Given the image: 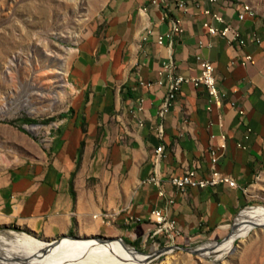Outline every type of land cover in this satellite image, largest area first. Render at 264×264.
I'll list each match as a JSON object with an SVG mask.
<instances>
[{"label":"crops","instance_id":"crops-1","mask_svg":"<svg viewBox=\"0 0 264 264\" xmlns=\"http://www.w3.org/2000/svg\"><path fill=\"white\" fill-rule=\"evenodd\" d=\"M179 1L188 4L187 13L178 9ZM204 9L238 27L248 46L210 36L203 27ZM240 12L220 1L165 0L157 6L149 0H114L103 12L105 27L95 35V48L82 60L84 126L77 122L64 134L63 152L38 175L23 166L0 172V224L48 242L65 236L122 238L142 250L147 243H171L156 234L150 218L165 209L180 231L172 243L222 240L250 202L247 191L264 168V27L252 12L240 22ZM172 18L182 19L184 33L160 45L158 37L170 31ZM246 55L252 60L244 65ZM198 56L214 64L220 100L205 88L183 85L160 119L169 87V74L160 75L164 66L174 61L175 75L195 77ZM213 150L220 156L219 171L237 187L178 192L171 179L187 169L198 166L202 178L210 176ZM152 177L159 185L148 183ZM170 198L175 203L168 207Z\"/></svg>","mask_w":264,"mask_h":264},{"label":"rangeland","instance_id":"rangeland-1","mask_svg":"<svg viewBox=\"0 0 264 264\" xmlns=\"http://www.w3.org/2000/svg\"><path fill=\"white\" fill-rule=\"evenodd\" d=\"M220 2L245 6L246 12H252L264 27V0ZM112 3L114 0H0V172H13L23 166L31 175H38L40 167L50 166L63 152L64 134H71L77 122L84 126L88 110L80 77L82 60L88 50L95 48V35L102 33L105 27V24L100 25L103 12ZM48 56L65 60L68 93L61 94L54 85L52 96L45 97L34 87L35 68ZM53 92L57 95L53 96ZM61 114L68 117L49 121ZM32 125L38 127L32 128L31 133L23 131L24 126ZM247 195L250 202L242 210L243 215L252 208L264 209V168L250 185ZM10 232L46 241L31 232L0 224V237L11 239L14 234L8 235ZM214 242L203 240L180 246L206 248ZM173 245L177 244L147 243L142 250H136L149 254ZM4 247L8 248H0ZM220 254L196 256L176 250L152 264H264V227L252 228L247 237L234 242L230 252ZM168 259L170 262L166 263ZM67 263L86 264L85 260L78 259L64 264ZM88 264L108 263L95 260Z\"/></svg>","mask_w":264,"mask_h":264},{"label":"built area","instance_id":"built-area-1","mask_svg":"<svg viewBox=\"0 0 264 264\" xmlns=\"http://www.w3.org/2000/svg\"><path fill=\"white\" fill-rule=\"evenodd\" d=\"M211 4L215 5L220 0H209ZM151 4V0H149ZM165 0H159V4L157 6H161L164 4ZM200 8V4L196 5ZM177 7L182 12L187 13L189 10V6L184 1H179ZM202 14L206 16V21L203 24L204 29L208 32V34L212 37H220L225 39L228 44H238L241 48H246L248 46V39L245 38L238 27L230 25L225 17L215 12L211 9L202 10ZM248 16H253L251 13L246 12V7H241V12L238 15V20L240 22L246 21ZM184 33L183 21L180 18H172L171 20V29L166 34L160 35L158 37V42L160 45H163L165 42H170L171 44L174 42L175 38L182 35ZM257 42L260 44V38L257 39ZM199 47L203 48L204 43L200 42ZM197 61L200 66V74L195 77H185L182 75H175L176 64L174 61H170L168 64L164 66V69L160 73V75H164L165 73L169 74V87L168 93L165 97L164 103L162 104L159 110V118L165 119L168 114L171 106L174 101L177 99V96L181 92V88L183 85H191L194 88H205L210 97H212L216 102H218L221 98V91L218 85V80L216 76V68L214 64L201 56H198ZM252 60L250 55L245 56L244 65ZM240 115H244L243 111H240ZM251 133V130H249ZM164 134V126L162 123L158 125V135L162 137ZM249 139V136L247 137ZM242 148H246L244 146H240ZM164 152V146L161 145L156 153L159 157ZM219 162L220 156L217 150H213L211 154V173L208 178H202L199 175L198 166L194 168H189L185 171L182 176H174L171 179V184L176 188V190L180 193H186L190 189H207L217 187L222 184H227L231 188H236V181L228 175L223 174L219 171ZM148 183L158 184L159 180L156 177H152L148 180ZM161 197H165V191L161 189L159 192ZM175 203L173 198L168 200V207L172 206ZM151 221L156 225V234H165L174 242L175 239L180 235V231L175 220H171L165 209H158L151 213ZM174 244V243H173Z\"/></svg>","mask_w":264,"mask_h":264},{"label":"bare ground","instance_id":"bare-ground-1","mask_svg":"<svg viewBox=\"0 0 264 264\" xmlns=\"http://www.w3.org/2000/svg\"><path fill=\"white\" fill-rule=\"evenodd\" d=\"M151 4L158 5L159 0H151ZM64 67L65 60L50 59L48 56L46 60L42 61L35 68L32 80L37 92L45 97L52 96L51 90L56 85L61 94L68 93V82L64 78ZM54 95L57 94L53 92ZM240 222L238 233L234 237L220 246L209 245L204 248V255L208 256L214 253L223 255L230 252L236 239L247 237L253 228V223L264 225V209L252 208L242 215ZM51 243L27 234L16 233L11 239L2 236L0 237V245L8 248H3L0 263L25 264L23 260L32 257L27 264H64L70 259L85 260L86 264L95 260L108 264H144L147 258V256L138 254L133 248L125 246L121 240L117 239L110 243H101L96 239H70L66 237L61 239L54 247L49 248ZM169 262L168 259L166 263Z\"/></svg>","mask_w":264,"mask_h":264},{"label":"water","instance_id":"water-1","mask_svg":"<svg viewBox=\"0 0 264 264\" xmlns=\"http://www.w3.org/2000/svg\"><path fill=\"white\" fill-rule=\"evenodd\" d=\"M34 127H38V125L24 126L23 128H24V130H26V131H28V132L31 133L32 132V128H34ZM243 212L244 211H242L239 214V216L235 219V221L233 222V224L229 227V229H228V231L226 233V236L222 240H220V241H215L214 242V245L220 246L223 243H226L227 241H229L232 237H234L238 233L239 227L241 225L240 218L242 217ZM256 227H264V226H262L261 224L253 223V228H256ZM7 234L8 235H13V233H7ZM67 238H70V239H80L78 237H71V236H68ZM60 240L61 239L53 241L50 244L49 248L54 247L55 245H57L60 242ZM96 240H98L101 243H110L112 241H115V239H112V238H104V237L103 238H97ZM120 240L124 243L125 246L130 247V248H133V250L135 252H137L138 254L147 256L144 264H152L155 260H159L162 257H164L166 254L171 253V252H174L176 250H181L183 252H186V253H189V254H192V255H196V256H205L204 255L205 254L204 247H198V248L197 247H182L180 245L166 246V247H163L162 249L157 250L155 253L150 252L149 254H144L142 252L137 251L136 248L131 247L130 245H128L122 239H120ZM3 251H4L3 248H0V258L2 257L1 256V252H3ZM30 259L27 258V259L23 260V262L25 264H27Z\"/></svg>","mask_w":264,"mask_h":264},{"label":"trees","instance_id":"trees-1","mask_svg":"<svg viewBox=\"0 0 264 264\" xmlns=\"http://www.w3.org/2000/svg\"><path fill=\"white\" fill-rule=\"evenodd\" d=\"M66 117H68V114H61L60 116H58V117H54V118H52V119H50L49 121H55V120H57V119H64V118H66ZM27 121H30V120H27ZM12 124H14L13 122H12ZM24 132H25V130H23ZM85 131V130H84ZM86 132V131H85ZM81 154H82V149L81 150H79V155H80V157H81ZM79 167H80V162H78V166H77V169H79ZM75 175H76V173H74L73 174V178L75 177ZM72 187H73V181H72Z\"/></svg>","mask_w":264,"mask_h":264}]
</instances>
